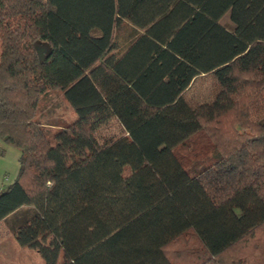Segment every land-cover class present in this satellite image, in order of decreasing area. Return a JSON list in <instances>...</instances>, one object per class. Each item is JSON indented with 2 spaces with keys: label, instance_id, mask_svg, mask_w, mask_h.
Here are the masks:
<instances>
[{
  "label": "trees",
  "instance_id": "1",
  "mask_svg": "<svg viewBox=\"0 0 264 264\" xmlns=\"http://www.w3.org/2000/svg\"><path fill=\"white\" fill-rule=\"evenodd\" d=\"M0 44V140L20 152L0 221L19 213L44 264H174L187 231L214 258L264 229V0H0ZM201 74L216 90L193 105ZM52 89L76 115L53 131L35 118ZM195 135L189 173L174 149Z\"/></svg>",
  "mask_w": 264,
  "mask_h": 264
},
{
  "label": "rangeland",
  "instance_id": "2",
  "mask_svg": "<svg viewBox=\"0 0 264 264\" xmlns=\"http://www.w3.org/2000/svg\"><path fill=\"white\" fill-rule=\"evenodd\" d=\"M221 22L229 24L228 14L223 16ZM131 33L132 28L126 22L115 30L114 39L120 51L125 48ZM215 90L216 81L213 76L201 74L184 91V98L196 105L210 99ZM257 111L253 110V115ZM35 118L53 131L58 125L73 121L76 115L65 100L62 91L52 89L39 98ZM122 133L121 126L113 118L97 129L94 135L100 142H103ZM201 142V137L195 135L185 144L174 149L182 166L189 173L196 170L205 160ZM19 154L15 146L0 140V189L7 187L17 179L20 166ZM128 172L126 168L124 173ZM19 217V213L12 214L0 221V264H44L35 249L20 246L15 240L13 229L18 224ZM165 251L174 264H264V229L257 230L253 236H248L235 243L214 258L208 257L192 231L181 234L165 247Z\"/></svg>",
  "mask_w": 264,
  "mask_h": 264
},
{
  "label": "crops",
  "instance_id": "3",
  "mask_svg": "<svg viewBox=\"0 0 264 264\" xmlns=\"http://www.w3.org/2000/svg\"><path fill=\"white\" fill-rule=\"evenodd\" d=\"M225 14H228L229 24H223V23L221 22V19L223 18V16H224ZM219 21H220V23H221L223 26H225L227 29H229V30H232V29H233V24H232V22H231L230 19H229V12H228V11L225 12V13L220 17Z\"/></svg>",
  "mask_w": 264,
  "mask_h": 264
},
{
  "label": "water",
  "instance_id": "4",
  "mask_svg": "<svg viewBox=\"0 0 264 264\" xmlns=\"http://www.w3.org/2000/svg\"><path fill=\"white\" fill-rule=\"evenodd\" d=\"M45 50V47L40 45V46H37V53L39 55V57H42V51Z\"/></svg>",
  "mask_w": 264,
  "mask_h": 264
}]
</instances>
